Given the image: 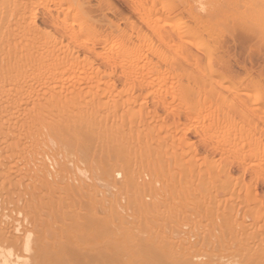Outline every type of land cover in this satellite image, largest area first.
<instances>
[{
    "label": "bare ground",
    "instance_id": "obj_1",
    "mask_svg": "<svg viewBox=\"0 0 264 264\" xmlns=\"http://www.w3.org/2000/svg\"><path fill=\"white\" fill-rule=\"evenodd\" d=\"M35 1L36 7L53 5L54 9L57 8L64 12L65 16L62 14L64 16L62 19L59 16L56 24L59 34L68 42L66 45L60 43L57 47L55 44L57 40H55L54 45L49 47L48 41H52L50 39L54 36L51 37L48 34L42 36L31 28L32 25L34 27V22L30 23L29 15L33 14V10H30L28 15L19 17L7 25L4 24L0 12V34L9 32L11 26L17 31V34L10 39L8 37V39L0 40V221L6 213L14 211L24 213L27 221L26 226L22 224L23 222L21 223L23 228L18 225L20 223L11 225L9 228L7 227L10 225H5L7 229L4 230L0 228V240L13 245L12 243L19 241L18 234H22L21 237H24L23 234L30 235L32 241L29 250V264H264V229L261 228L263 232L261 231L258 235L259 241H251L250 237L247 238L248 233H246V239L243 237L238 239L235 233L230 231L232 218L229 216L233 211L229 209L227 211L224 209L226 212L217 213L218 209L217 216L215 215L217 219L220 218L221 222L219 226L217 223L216 231L219 230L221 236L225 230L224 232L229 235V237L225 235L229 238L228 243H224L221 248L224 236L220 237L223 238L220 246H216L218 243L214 244L209 241L210 237H214L211 233L212 236L208 235L209 240L206 241L202 235L200 238L198 234L193 235L196 232L193 234L190 232L191 237L194 236L193 242L196 248L197 245L203 247L204 242L211 244L208 248V243H206L207 249L206 247L205 249L195 248L196 251L194 250L193 253H189L192 250L187 251L186 248V251L182 250L184 252L179 253L181 250L178 248L183 245L177 248L175 246L179 252H174L176 249L172 250L171 247H174L173 244L177 241L169 245L170 247L167 245L168 242L166 245H164L166 242L157 243L158 245L152 244L149 237L145 235L142 237L139 234L142 231L143 234L144 232L145 234L150 233L152 231L150 229L154 228L148 224L152 222L146 221L145 223L144 220L141 222L140 217L137 218L138 216L134 215L138 210H146L143 217L147 220L146 213L150 210L148 209L149 204L144 205L139 202L142 200H138L141 184L139 186L134 180V171L130 166L131 157H138L146 162L151 158L155 149L150 146L151 144L137 145L136 143L140 140L134 142L136 140L132 139V135L141 128L147 137L144 136L150 139L149 142L152 141L158 147H163L164 139L154 132V129L164 128L163 123L166 122L164 120L167 118V111H174L177 117L179 113H188L187 115L193 116L205 110L207 104L211 107L212 102L217 105L225 102L221 92L229 90V87H226L224 79H218V68L216 73L213 62H211L213 56L208 57L205 67L198 69L199 71L184 70L186 69L184 66L193 59L195 62L200 61L191 51V48L201 47L200 42L197 41L198 37L211 34L209 29L200 26L201 19L194 17L196 18L192 22L194 26L188 29L181 25L183 21L181 18L190 17L191 19L192 17L190 15L182 17L188 14L187 12L183 13L181 10L168 13L154 11L149 23L152 27L149 30L155 42L151 39L153 37L148 39V34L145 35L138 31L133 38L129 35H122L118 39L104 41L99 51L93 48L94 42L99 37L94 28L88 26L83 20L82 12H80L81 6L78 2L76 4L75 0ZM65 4H68V7H63ZM250 4L258 8L255 6L256 1ZM251 7H249L250 10ZM74 10L75 13H72ZM181 13H183L182 16ZM70 44L79 45V48L81 45L82 49L86 48V55L80 56L82 58L78 56L79 53L74 55L67 52L63 55L62 53L69 49ZM106 46H108L107 49H105ZM166 51L168 53L172 51L170 53L173 55L170 54L168 58ZM174 59L176 62L173 61ZM97 61L103 64L99 63L103 66V70H100L99 66H94ZM172 63L179 67L172 69L174 67ZM98 71L102 72L98 74ZM115 76L121 83L120 89L113 94L116 89L110 81L116 78ZM183 77L186 78V82ZM165 80L174 81L175 87L172 84V88L167 86L170 90L164 88V91H167L165 95L162 93L163 98L158 93L156 95L158 94L159 98L154 97V102L155 98L158 100L162 98L158 102L156 99L155 104L161 107L160 112L166 117L164 119L159 115L160 113H156L154 103H151L153 107L150 106L149 109L144 100L152 92L148 91L147 96L142 98L136 90L141 89L142 91V88L152 90L153 84L156 86L157 82L162 83ZM162 84L159 86L162 87L164 85ZM250 93L253 94L254 103L259 104L263 95L256 92ZM107 94L111 97L107 98ZM257 109L264 113V108ZM215 121V124L210 123L211 130L215 129L210 131L212 134L216 130L217 133L219 130L222 132V129L236 127L228 117ZM179 127V124L173 125L174 134L177 131L180 132ZM238 133L239 140H246V142L252 140L245 130ZM162 134V137L166 136L165 133ZM171 135L174 139L173 134ZM137 136L135 139H138ZM138 137L141 139L142 136ZM227 142L231 143L228 140ZM141 143L144 144L142 139ZM167 158L169 159V156ZM249 167L252 170V178L264 184V167L252 163ZM183 172L187 181L183 180L188 183L187 171ZM164 175L166 176V173ZM117 177L121 178L120 182H117ZM167 180L171 185L174 179L170 180V177L165 179L166 184L160 185L161 191L168 184ZM190 182L184 187L179 184L181 195L182 193L186 195L187 192L193 193V191L197 193L199 182L197 181V188L189 186ZM117 183L124 184L125 188L129 185L131 188V193L129 191V194L124 195L126 201L124 203H118L117 199V202L113 203V200L106 198L109 196L107 193L111 195L113 190H119L116 187ZM147 186H151V183ZM191 187L196 189L192 191ZM185 195L182 196L185 197ZM181 200L186 201L184 198ZM105 201L106 206L103 204ZM185 203L182 206L187 204ZM173 205L175 206V203ZM228 211H231L230 215ZM259 213L263 219L264 210L260 209ZM206 214L211 218L213 216L211 211H206ZM154 222L153 220V224ZM226 230H229V233ZM178 233L180 235V232ZM190 233L188 236L184 234L181 237L187 236L191 239ZM182 238L177 239L179 243ZM190 239L189 242H192ZM182 242L181 244H184L185 241L182 240ZM13 248L8 253L10 259L6 260L0 251V264H17L19 255L15 251L16 245Z\"/></svg>",
    "mask_w": 264,
    "mask_h": 264
},
{
    "label": "rangeland",
    "instance_id": "obj_2",
    "mask_svg": "<svg viewBox=\"0 0 264 264\" xmlns=\"http://www.w3.org/2000/svg\"><path fill=\"white\" fill-rule=\"evenodd\" d=\"M255 1V6H258L257 9L254 8L252 4H250V2L255 3ZM74 2H76V4L77 2L78 4H80V12H82L83 20L87 23L88 26H92L94 28L97 36L99 37L98 40L94 42L95 45L93 47L94 49L99 51L101 50V47L103 46L102 43H104V41L118 39L122 35H129L133 38L139 31L145 35L148 34V39L153 37V35H151L152 32L149 30L152 26L151 24L149 26V23L154 11H164L168 13L174 10H181V12L183 11V13L187 12L188 14L183 16V13H181V16L184 17L190 15L192 16V21L190 17H184L185 19L181 18L183 21H180L182 23L181 25L186 26L188 29H191L194 26L192 23L193 20L196 19L194 17H198V19H201V23H199L198 21L200 26L209 29L211 34H209L210 36L203 34L202 36L198 37L197 41L200 42L201 47L198 49L191 48V51L200 61L195 62V60L193 59V61H190L184 66L186 68L184 70H187L188 72H193V70L199 71L205 67L208 57L213 56V59L211 57L210 58L212 59L211 62H213V67L215 68L216 73V69L218 68V79H224L226 81V87H229V90H222L221 92L223 97L225 98V102L222 104L220 103L221 105H217V103L212 102V105L210 107V104L209 106H207L208 104L206 103L207 105L205 106V110L193 116L187 115L188 113H179V116L177 117V114L174 111L169 110L167 111V118L165 117V114L163 115V113L160 112L161 107L158 106L157 103L155 104V102L156 99L159 98L158 94H161L162 98L164 97L163 95H165V92L167 91H164V88H172V84L174 85L173 87H175L174 81L165 80L164 82H162L164 85L161 82L156 83V86H161L162 84L163 88L160 86L156 87L154 86L155 84H153V87L151 86L152 90L151 88L149 90H147L146 88H142V91H140L141 89L136 90L137 94L140 93L139 95L142 96V98H145L147 96L148 91L152 92V94L150 93L151 95L147 96L144 100H146L149 109L150 106L154 103L156 105V108L154 107L156 113L158 112V114L160 113L159 115H161L162 118H166L164 120L166 122L164 123H167L166 125L163 123L164 128H162L161 130L154 129V132H156L162 139H164L165 142H167L165 143L166 145L163 143L164 141L162 142L164 146L160 144L163 147H158L157 144L155 145V143H153L152 141L149 142L150 139L146 138L147 136L145 135L144 131L141 130V128H139L140 131L135 132L132 135V139L136 140H133L134 142H138L140 140V142L136 143L137 145L139 144L140 146H143L145 144H151L150 146L155 149L153 151L154 153L152 152L153 155L151 154L152 156H150L151 158L147 160L149 161V163L147 161V163L144 162L143 159L140 160L141 158L138 157H131L130 161V166L132 167L131 169H133L134 171V180H136L135 182L138 183L139 186L141 184L138 193V200H142L139 202L143 203L144 205L149 204L148 209L150 210H148L149 212L146 213L145 218L147 220H145L143 217L146 210H138L134 213V215L135 217L138 216L137 218L140 217L139 220H144L145 223L146 221H151L152 224H147L149 226L152 225L150 227L154 228L150 229L152 230L151 232L154 231L153 234L149 231L150 233H146V235L145 232L143 234L142 231V233H139L140 236L142 235V237H149V241L151 240L152 244H161L163 242H166L164 244L166 245L168 242V247H170L169 245L173 244V242L177 241L173 244L174 247H171L172 250H175L177 246L180 245H183L181 246V248H184H178V250H181V252H179L177 249L174 252L183 253L184 251L182 252V250L186 251L187 249L188 251L189 249H191L192 251H189V253H193L196 246L193 242L194 236L191 237L192 234L196 232L193 235L196 236L198 234L197 236H200V238L202 235L204 238H206V241L209 240L208 235L212 234L214 237L210 238H213L214 240L217 239V241L211 239L209 241H211L212 243L214 242V244L218 243L216 246L222 243L220 241H223V238L220 237L224 236V241L221 246V248H223L224 243H228L227 241L229 238L225 237V235L227 234L226 232H224L225 230L222 232L221 236V232H219L218 230V234V232L216 231L217 223L218 226L221 224L220 218H216V212L218 209L219 210L217 213H220L221 211L226 212L227 209H229L233 211V213H231L232 216L230 215L231 211H228V214L230 215L229 217L232 218H230L232 221V223H230L232 224L230 225V231H232L233 234L235 233L234 235L238 239L242 237L246 239L245 236L247 235L246 233H248L249 235H247V238L250 237V240L252 239L251 241H259L258 235L262 231L261 228L264 229V217L262 219L259 215L260 209L264 210V184H261L257 181V179L254 180V178H252V170L250 169L249 164L252 163L256 166L264 167V113L259 112L257 109L260 107L264 108V6H262L264 0H214V2L212 0H75ZM35 3V0H0V12L1 18L4 19V24L7 25L8 23H12L19 17L28 15V12L30 10H33V14L29 15L30 23L32 24V22H34V27H32L33 25L31 26L32 30L34 29L38 31L42 36L46 34L51 35V37L54 36L50 39L52 41H48L47 45H49V47L54 45L55 40H57L55 43L57 47L60 45V43L66 45L68 41L66 42V38L64 39V37H61L58 31V26L56 24V19L59 16L60 19L65 16L64 12L59 11V9L57 8L54 9L53 5H48L47 7L40 5L36 7V5H34ZM249 5H251L252 7ZM63 7H68V4H65ZM249 7H251V10ZM72 13H75V10ZM11 27L9 32L0 34V40L8 39V37L10 39L12 36H15L17 34V31H15V29ZM151 39H154L153 41L155 42L154 37ZM77 46L70 44L69 49H71V52L68 49L67 51L65 50L62 54L64 55L68 52L70 54L73 53L74 55H78L79 53V57L82 55L84 57V55H86V48L82 49L81 45L80 48L79 45ZM107 47L108 46H106L105 49H107ZM72 50L74 52H72ZM83 50L85 52H83ZM102 52H104L103 48ZM170 52L172 53V51H169V53L166 51L165 53L168 58L173 55ZM171 58L173 59V56ZM98 61L94 66H99V68L101 67L100 70H103V66L100 65L102 63ZM173 61H175V59ZM214 63H216L217 66ZM172 65L174 66L175 64L172 63ZM175 67H179V65L172 67V69H175ZM99 72L101 73L102 71H98V74H100ZM115 77L116 78H113L114 80L111 79L112 81H110L114 85V89H116L113 91V94H115V92L120 89L119 87L121 83L119 79H117V76ZM185 79L186 78L183 77L184 82H186ZM158 83L160 84L158 85ZM161 88L163 89V91ZM170 88H168V90H170ZM250 92H256L258 94L261 93V96H263L262 98H260L263 99V101L260 99V103H257L258 105L255 104L253 101V94ZM156 93L158 94L156 95ZM162 93L164 94L162 95ZM110 94L112 93L110 92ZM110 94H107L108 97H106L110 98ZM154 97H157L155 98V102ZM161 99H157V102ZM222 117L230 118L231 122L233 123V125H236V127L234 129L227 128L228 131L226 129H222V132H220L221 130H219V132L217 133L216 130L212 134L210 131H212L214 128H212L211 130L210 123L212 124V122H216L215 120L220 121ZM173 123L180 125V132L177 131V133L174 134V130H172L174 125ZM244 130L252 137L251 141H247L249 143H247L246 140H239L240 138L238 132ZM223 132L227 133L225 134ZM164 133L166 134L165 137H167V139L164 136H161V134L164 135ZM222 133L226 136H224ZM171 134H173L174 139L171 138ZM137 135L140 137L142 136L141 139L144 144L141 143V139H139ZM136 136L138 139H135ZM218 136H223L226 138L221 139ZM228 136L230 137V139H227L229 138ZM143 137H145L147 140ZM168 138L170 139L168 140ZM227 140L231 143H228ZM163 148L168 150H163ZM156 152H158V154ZM165 154L169 156V159ZM150 159H152L153 161ZM151 161L153 163H151ZM153 164L154 166H152ZM181 167H184L183 169L187 171V179L189 178V180L192 181L190 182L188 180V183H191L189 184V186L196 187V185L198 184L197 181L199 182V187L198 185V188L196 187L197 193L193 191L196 188L191 187L193 193L187 192L186 195L182 193V195H185V197L180 194L179 184L181 185V187H184L185 184H188L187 182L185 183V181H187L184 178L185 173L183 171L185 170H183ZM179 168L182 169V172ZM189 171L191 173H188ZM165 173L166 176L164 175ZM170 175L174 178H172ZM190 175L192 177H190ZM168 176L170 177V180L174 179L172 182L175 185L173 183V185H170V183H168L169 180H167L168 184L166 185L165 189H162L163 191H161L160 185H164L165 179H169ZM116 179L117 182H120L121 180L120 177H117ZM149 183H151V186H147V184ZM168 185L170 187H168ZM142 186L144 188H142ZM116 187L119 188V190H113V193L111 194L112 196L107 193V196H109L106 198L111 201L113 200V203L117 201L118 203L126 202L124 198L127 193L129 194V191L131 193V188L129 187V185L125 188L124 184L122 185L119 183H117ZM189 191H191V189ZM183 198L186 201L181 200ZM123 199L124 201L122 202ZM174 203L175 206L173 205ZM184 203L186 204V207L182 206L184 205ZM103 204H105L106 206V201ZM224 209H226V211H224ZM250 209L253 215L250 212ZM183 210L185 211V213ZM204 211L205 213L206 211H211L213 213L212 218L214 220L211 217L207 216V214L205 215ZM182 213L183 215L185 214V217H183V215L181 216ZM256 213L258 215H256ZM176 214H178V216H176ZM9 216H11V219L9 218ZM5 217L0 221L4 224L3 225L2 223H0L1 230H4L6 228L5 225H10L7 228L11 227V225H17L18 223H20L18 225L22 226V228L26 226L27 221L24 218V213H18L14 211L13 213H6ZM148 218H150L151 220ZM153 220L155 221V226L153 224ZM215 220L218 221L216 222ZM162 223L164 225H162ZM1 225H3L4 227ZM236 225L238 228L241 225V228H239L241 230H239ZM159 226H161L160 230ZM162 229L164 231H162ZM177 230L178 232H180V235ZM211 230L214 233H217H215L216 236ZM226 231L229 233V230ZM189 233L192 240L187 237ZM172 234H176L174 235L175 237ZM184 234H187V236L183 237L185 239L181 237V235ZM25 235L27 234H23L24 237H21L22 234H18L19 238H17L19 241L17 243H12L13 245L5 243L4 240H0V251L3 255L2 257L5 258V260L10 259L8 253L9 251H12L14 249L13 247H15L16 245L17 249L15 251L17 255H19L17 264H29L28 258L30 257L29 250L32 237L30 235ZM239 235L241 236L239 237ZM177 236L182 238L180 243L178 241L180 240V238H178ZM187 238H189L193 242V244L192 242H189V239ZM161 239L167 240L162 241ZM168 240L172 241V243ZM182 240L185 241L184 244H181L183 243ZM186 242H188V244ZM206 243L208 242H204V244H202L203 247L201 245H197V248L202 247L203 249H205L204 247H206ZM191 245H194L195 247H191ZM209 246L211 247V244L208 243L207 247L209 248ZM260 248L258 249L259 252L261 250ZM23 250H27V252Z\"/></svg>",
    "mask_w": 264,
    "mask_h": 264
}]
</instances>
